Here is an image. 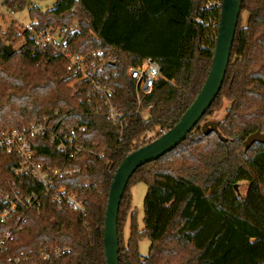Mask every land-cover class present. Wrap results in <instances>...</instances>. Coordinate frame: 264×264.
I'll return each mask as SVG.
<instances>
[{"label": "trees", "instance_id": "obj_1", "mask_svg": "<svg viewBox=\"0 0 264 264\" xmlns=\"http://www.w3.org/2000/svg\"><path fill=\"white\" fill-rule=\"evenodd\" d=\"M35 1L4 3L13 13L27 9L37 29H65L78 20L81 30L69 34L71 52L104 49L116 58L107 67L115 73L104 83L112 87V102L125 113V125L121 130L93 113L94 104L73 92L68 60L50 51L34 53L30 42L6 53V43L19 39L14 22L7 37L0 35V133L59 110L86 125L82 141L90 150L71 160L39 141L37 160L79 168L57 183L82 201L84 212L58 209L45 194L39 212L25 211L18 220L23 212L18 208L9 221H0V237L20 226L0 258L35 250L31 258L11 264H107L104 226L116 170L143 145L147 132L172 128L197 97L211 69L222 0H57L48 9ZM244 11L248 19L241 25ZM149 56L160 61L163 77L139 102L127 70ZM223 98L231 106L205 133L202 120ZM138 106L150 107L146 118L131 114ZM202 120L178 146L131 177L119 210L120 264H264V143L248 150L244 144L249 134L264 131V0H243L224 83ZM19 161L0 149V185L8 189L16 181L25 194L40 191L35 178L15 176L12 168ZM240 181L248 182L245 195L235 188ZM138 182L148 186L143 227L131 209V187ZM125 207L131 209L130 233L123 241L119 223ZM145 237L151 245L144 256L139 241ZM53 243L70 250L51 259L38 254Z\"/></svg>", "mask_w": 264, "mask_h": 264}, {"label": "built area", "instance_id": "obj_2", "mask_svg": "<svg viewBox=\"0 0 264 264\" xmlns=\"http://www.w3.org/2000/svg\"><path fill=\"white\" fill-rule=\"evenodd\" d=\"M5 0H0V35L7 37L11 22L6 19V14L11 11L6 7ZM13 13V12H11ZM15 14V13H13ZM14 29L19 37L18 42L11 44L15 49L30 42L33 52H52L55 55L68 60V70L75 76L69 84L74 93L83 99L85 96L90 103L94 104V112L105 117L112 123L119 125L121 130L125 125V113L121 111L111 98L112 87L106 85L105 80L109 79L114 71H108V65L114 64L116 58L111 52L104 49H92L85 53H72L69 47V34L81 30L78 20H74L65 29L47 28L37 29L30 20L25 23L14 16ZM127 75L134 81V88L140 102L142 95L152 92L153 87L160 78L163 77L160 61L151 56L144 58L137 65H132L127 70ZM150 107L140 110L139 106L131 112L140 113L142 117L148 116ZM83 115V112L79 113ZM86 125L76 120H71V115L62 114L59 110L36 119L28 126L14 128L0 133V149L16 154L20 161L13 166L12 170L18 179L28 175L41 183L40 191L31 190L25 194L21 192L16 181H12L8 189L0 185V221L5 223L16 215L18 208L23 212L17 214L21 220L25 211H40L42 206V195H47L57 205L58 209L69 208L75 212H84L82 201L73 193H70L66 186L57 183L59 178L72 175L79 168H72L66 165L54 166L37 160V147L40 140H46L56 151L71 160L77 159L90 150L82 141L86 132ZM166 130H152L147 132L143 141L139 144H146L159 137ZM20 226L17 224L4 231L0 237V253L6 248L8 243L13 240ZM70 247L51 244L38 250V254L45 259L57 258L69 252ZM36 253L35 250L21 252L19 255L0 258V264H11L31 258Z\"/></svg>", "mask_w": 264, "mask_h": 264}, {"label": "water", "instance_id": "obj_3", "mask_svg": "<svg viewBox=\"0 0 264 264\" xmlns=\"http://www.w3.org/2000/svg\"><path fill=\"white\" fill-rule=\"evenodd\" d=\"M242 4L243 0H222L211 69L203 87L190 107L172 128L166 130L151 142L131 151L117 168L110 187L105 216L103 241L107 264H120L119 210L131 177L138 168L148 162L159 159L185 140L188 134L200 123L207 110L217 98L230 63L235 35L242 12ZM4 50L9 55L14 54L16 51L11 44H6ZM216 126L217 122H206L204 125H201V128L205 133H208L210 127L216 128ZM255 142L264 143V131H256L249 134L244 141L245 150H248ZM235 188L239 192L238 184H235Z\"/></svg>", "mask_w": 264, "mask_h": 264}, {"label": "rangeland", "instance_id": "obj_4", "mask_svg": "<svg viewBox=\"0 0 264 264\" xmlns=\"http://www.w3.org/2000/svg\"><path fill=\"white\" fill-rule=\"evenodd\" d=\"M57 0H36V4L41 6L43 9H48L54 6ZM8 22H16L13 18L14 16L17 17L19 20L27 23L31 20L28 14V10L25 9L23 11L17 12L15 14L13 13H8L6 14ZM248 19V13L243 12L242 13V18H241V25H245ZM232 102L228 101L227 99L223 98L215 108V111L207 116L204 120H202L201 125H204L206 122H217L219 120H222L226 113L227 109L231 106ZM211 126V125H210ZM155 130H159V128H156ZM143 141V139H141ZM140 141V142H141ZM147 184L144 182H138L131 187V193H132V208H136L137 210V220L139 223L140 227H143V222H144V198L147 192ZM248 188V182L247 181H240L238 183V189L241 193V195H245L247 192ZM130 192V188H129ZM131 209L126 210V207L123 210V214L121 215L120 218V223H119V230H120V236L125 241L130 233V218H129V213L131 212ZM253 242H258L256 238H252ZM151 242L150 240L145 237L142 238L139 241V251L142 255H147L149 253V248H150Z\"/></svg>", "mask_w": 264, "mask_h": 264}]
</instances>
